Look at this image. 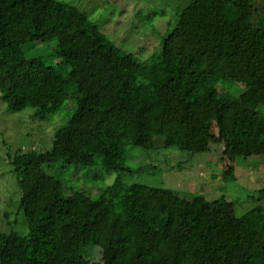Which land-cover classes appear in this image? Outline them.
I'll list each match as a JSON object with an SVG mask.
<instances>
[{
    "label": "trees",
    "instance_id": "1",
    "mask_svg": "<svg viewBox=\"0 0 264 264\" xmlns=\"http://www.w3.org/2000/svg\"><path fill=\"white\" fill-rule=\"evenodd\" d=\"M154 16L144 22L163 20ZM167 32L160 58L143 66L66 0H0V93L8 111L30 108L31 119L44 123L72 113L50 150L38 152L47 146L42 131L33 150L21 148L16 160L6 154L22 192L17 215L29 231L0 233V264H264L257 212L197 230L200 214L234 203L224 195L196 203L156 178L129 183L160 169L126 162L130 149L162 148L176 129L178 138L193 139L190 155L205 154L195 139L209 140L224 144L223 156L258 169L264 82L254 85L264 77V1L187 0ZM52 166L73 172L74 186L49 174ZM91 169L111 182H88ZM257 190L264 209V185Z\"/></svg>",
    "mask_w": 264,
    "mask_h": 264
},
{
    "label": "rangeland",
    "instance_id": "2",
    "mask_svg": "<svg viewBox=\"0 0 264 264\" xmlns=\"http://www.w3.org/2000/svg\"><path fill=\"white\" fill-rule=\"evenodd\" d=\"M66 1L86 12L90 19L96 22L116 45L136 57L143 66L160 58L161 42L168 33L167 30L174 27L176 14L178 11L181 12L187 3V0ZM149 15H156L153 18L163 17V20L153 26L149 21L144 22V19L149 18ZM123 20H125V25L121 26L120 22ZM263 82L264 77L258 79L255 82V88L258 89ZM71 114H64L62 118L52 116L45 123L35 121L31 119L33 110L30 108L18 113L9 112L0 93V233H10L15 230L18 234L25 236L29 231L25 215H17L18 202L22 192L14 166L6 158V154L14 158L21 148L33 150L32 146L42 131L41 136L47 133V146L45 150H41L44 148L43 145V148L41 147L38 152L50 150L54 133L64 125ZM176 126L178 125L176 124ZM174 130L169 139L160 140L162 144L158 145H162V148L151 151L134 148L128 151L126 162L131 167L155 165L160 169L157 172L152 169L145 174L138 173L127 177L129 183L152 184L157 180L184 196L198 197L196 200H192L196 203L202 202L204 197L211 199L221 195L226 196L234 203L233 206L227 204L221 206L212 215L200 214L195 220L197 230L214 224H227L236 216H241L248 211L257 212L264 220V209L255 200L257 189L264 185V157L262 154L257 153V160H263L257 170L251 167L252 161L237 162L231 155L223 156L224 144L218 142L195 139V143L200 145L205 154L190 155L185 149L192 143L194 144L193 139L187 138L185 135H180L178 138L179 131ZM213 133H217L216 124L213 126ZM4 140L9 142L8 147H4ZM167 145H171V148ZM16 159L18 158H14V160ZM46 169L49 174L64 181L66 185L72 183L71 185L74 186L75 180H70L73 172L57 170L53 166L46 167ZM96 171L91 169L89 171L91 176L88 175L85 179L92 177L88 182L91 180L95 182L99 178L98 182H105V180L111 182L112 178H108L107 175L109 173ZM96 175L97 177H95ZM187 217H189L188 212L182 208L178 213L179 226L184 227ZM17 219V224H15Z\"/></svg>",
    "mask_w": 264,
    "mask_h": 264
}]
</instances>
